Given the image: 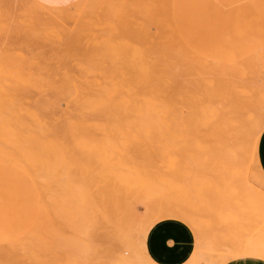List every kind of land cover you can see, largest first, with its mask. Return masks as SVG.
<instances>
[{"label": "rangeland", "instance_id": "obj_1", "mask_svg": "<svg viewBox=\"0 0 264 264\" xmlns=\"http://www.w3.org/2000/svg\"><path fill=\"white\" fill-rule=\"evenodd\" d=\"M29 12L31 13L29 14ZM33 16L36 17L33 18ZM244 17L264 20V0H79L71 6L62 8L45 6L37 0H0V151H10L14 154L30 158H35L38 155L40 157L42 152L47 149L48 122L52 127L48 137L49 142L51 141L50 160L53 158L52 142H55L57 145L59 144V148L62 147L66 150L67 160L63 164V167L61 164L62 169L58 172L56 180L51 179L49 182L50 187L47 192H43L42 188L44 187L41 188V186L35 184L22 171L9 165L0 164V168H4L0 169L1 172L10 170L12 172L11 174H14L16 177L21 176L20 180L26 182L33 205V212L28 225L19 234H14L7 240L0 239V251H3L5 247L3 254L7 256H4V259H0V263L14 264L13 262H15V264H21L24 262L26 264L29 261L28 252H23V249V251H20L21 246L17 242L18 240L15 241L17 244L15 242L14 244L19 245V253H15L17 250L13 249L17 246L14 247V244L12 245L11 243L10 245L12 247L8 249L6 242L9 241L10 243V240L22 236L28 230H33L34 227L36 228L41 222L45 221V216H43L42 211L43 206L47 209V260L49 264H112V254L110 252H113V260L119 254H122L120 256H130L128 254L131 252L129 253L128 251H132V243H137L136 247L137 245H143L140 248L138 247L139 252L142 254L145 251L144 254L149 256L146 251V245H144L145 240H143L146 239L148 231L157 222L173 219L175 215L177 216L174 220L182 223L185 221L183 224L190 229L194 236L192 252L196 249L200 251V248H203L200 251V256L197 255L198 257L203 258L204 256L205 258H212L213 256V258H216L221 254L228 256L230 254H240L245 249L250 251L251 248H254V245H257V252L264 256V205L260 203L261 206L258 207L257 204L259 203L257 202V194L260 193L264 196V182L261 178L259 180L258 177H254V175H257L255 168L253 170L251 169L253 167L250 166L251 168L249 167L247 169L248 164H246V160V163L243 165L244 168L238 171V176H235L237 170L234 171V169L237 167L227 163L225 164L218 159V149L216 148H218L217 143L220 138L218 139L219 133L215 127H212L211 134L210 132L208 134L209 140L207 142H209V146L206 144L210 152L207 156L208 162H210L209 167L208 163L206 164L207 158L206 160H201L202 163L204 162L206 164L205 166L203 163L206 169L202 170L198 169L200 168L198 165H201V162L197 159L201 152L196 149V144H193L195 142V135L193 129L188 127V122L186 126L187 123L185 120L187 118L183 121H177L178 125H176V122V124H171V121H169L170 124L166 122L167 125L162 121H157L156 124H161H159V131L157 129L156 132L155 128L153 130L155 132L152 131V133V127H148L149 132L148 130L146 131L147 128L143 129V127L145 128L151 123L153 125L155 121L127 120L126 118L100 119L97 114L94 116L95 114H91V112H83L76 108L80 102L82 103V101L84 102L87 99L96 98L100 93L99 91L104 88L110 86L120 87L125 83L130 84L131 82H134V86L137 84L140 86L141 73L149 70L151 72L156 69H167L166 58L171 56L169 62L172 63L169 68L171 73L174 74V80L176 81L177 79V91L174 100L176 106H178V111L185 118L188 110L187 105L191 102L192 94L191 86L189 85L194 80V75L201 71L202 59L210 55L212 50L211 42H214L220 30L229 25L231 21ZM2 70L3 72H1ZM133 77H136V79ZM162 77V80L165 81V76L163 75ZM256 77L255 79L258 81L259 77ZM132 80H136L137 84ZM111 82L114 84L112 85ZM260 83L259 80L258 84ZM67 87L70 88L68 89ZM73 89L77 95L74 94ZM59 91L66 92L62 96L63 98L65 95V99L63 98L61 100ZM93 91L96 96L93 95ZM181 91L182 93L180 94ZM78 94L80 98H77ZM75 95L76 97H74ZM55 97L60 99H55ZM58 103L59 105H57ZM48 106L51 108H48ZM66 111L67 114H65ZM179 123L184 127L179 125ZM130 124H132V129L130 128ZM100 125L102 128H99ZM105 125L106 127H103ZM128 125L129 128L127 129ZM172 125L174 127H171ZM72 126L84 127L74 128ZM120 126L123 129H120ZM175 126L180 128L177 129ZM164 127L167 128L165 129ZM168 128L170 130L167 131ZM126 130L128 132L130 131L129 134ZM143 130H145L144 133ZM131 132L134 133L132 134ZM126 135L128 136L126 137ZM134 135L140 137L136 136L134 139L132 138ZM191 135L193 139L190 137ZM77 139L79 141H76ZM199 139L201 142L205 140L204 138L201 139L200 136L199 138L197 137V140ZM124 140L125 142L128 140L126 145ZM81 141L83 142L81 143ZM102 141L101 146L106 151V154H104L106 157L105 161H110L107 164L108 169L105 168V171L104 167L106 165L102 169L101 166L94 163L91 164V161L89 167H80L77 162H82L84 158V162L89 163L91 157H94V152L89 147L97 143V145H100ZM106 141H109L108 144ZM85 143L88 147H85V149L81 148V144L85 145ZM115 147L117 150L121 148L119 149L120 151L124 148V153L119 150V153H117V150H113ZM120 153L123 157H121ZM61 154L62 152L60 150L59 157ZM109 154L111 155L109 156ZM104 156L102 159H105ZM119 157L122 161L126 162L122 163L120 161L122 165L118 164L117 159ZM79 158L80 160L78 161ZM60 161L61 157L58 163ZM196 161L200 164H196ZM116 163L118 165H113ZM126 165L134 169L135 174L131 173V177L135 179L139 177L135 171V167L137 168L139 165L149 167L151 173L153 171L154 174L147 177L148 184L146 183L144 188L136 180L133 182V187H140L135 192L138 194L136 199L140 203L138 201L135 202L136 199H133L136 195L131 193V191L128 192V189L127 191L125 189L126 193L129 194L127 195L128 202H126L129 206V211L124 214L126 217H124L125 224H128V220L131 221L133 218L134 220L136 218L138 219L140 215L141 223L144 221L149 223L147 228L145 227L143 230V232L145 231L144 234L141 232L142 230L139 231L140 229L138 227L141 225L142 229V226H146V222L144 223L145 225L140 224L139 226L137 225L140 223V221L138 223L139 219L130 222L131 224L135 223L134 225H137L136 228L139 229L137 231L141 233V236L143 234L142 238L138 232L133 231L135 229L133 227L134 225L126 224L125 232H123L124 229L121 232L116 227L115 222L117 220L115 216L117 217V212L112 215L113 222H109L110 226L109 223L102 221L108 225L106 224L107 227L105 224L102 226V223L101 226L103 229H101V226L99 227L102 219L101 212H99L101 211V207L99 205L102 204V201L99 199L98 192L96 191L102 190V183L98 182L97 179L100 177V181H106L107 186H111V182L114 179H124V176H128L131 169L128 171L129 168ZM131 165L135 166L132 168ZM245 165L247 166L245 167ZM123 166L127 168V170L124 169V171L126 170L124 173L120 171L123 170ZM197 166L198 168H196ZM231 167H235L233 171L236 173L232 171ZM51 168L53 167L51 166ZM111 168H114L112 170L118 172L119 175L121 174V177H118V173L116 174L115 171V174L112 173L109 170ZM194 170L195 172L198 171V173L201 170L204 176L208 172L211 173V176H208L212 178L209 177V179L204 176L202 179L200 176L202 174L200 173V175H197H199L198 178L200 177V180H204L205 178L211 181L213 183L212 186L210 182H208L210 184L208 186L205 180V184L202 182L201 186L197 183L200 180H192L196 175ZM126 172L127 174H125ZM67 173L71 175L72 180H79V185L81 186L79 190L74 189L73 193L71 190V201L68 205L63 201V194L66 193V180L64 176ZM192 174H194V177ZM250 174L253 175L251 177H254V180L252 178L249 179ZM241 180L242 182H239ZM244 180H246L247 184ZM190 181L191 183L195 181L194 187ZM223 181L227 183L224 184L225 187L219 183ZM256 182L259 184H255ZM245 184L247 185V189L243 190ZM216 185L218 187L220 186V188L221 186L226 188L231 195L236 191V198L235 195H230V197L227 194L228 191H225L226 189L224 190L227 192H224L225 196L223 194L221 195L220 193L223 190L218 189ZM121 188V186L120 188L119 186L118 188L116 187V189ZM233 188L235 191H233ZM207 189L211 191L208 190L209 193L208 191L205 193ZM132 190L134 189L132 188ZM251 192L255 200L253 198L252 200L250 199L249 194ZM120 193L123 197L124 189ZM238 193L240 197H238ZM247 198L250 199V202L247 201ZM133 202L136 204L133 205ZM171 202L175 204L174 211L176 208L177 210L187 208V204L188 208L194 206V209L192 208V212L189 213L187 208L189 213L187 215L189 216H187V219L183 218V216L182 219L178 215H185L187 212L176 214L173 212L174 214H170L174 206H172ZM159 204L165 206V209L170 208L169 213L164 214L163 210L165 209H162ZM166 204L171 206H166ZM156 205L159 206L157 207ZM93 206H97V209H94ZM153 207L155 209L158 208L159 213V210L162 209L160 218L156 217L159 214L155 215L156 213L154 211H149L150 213L147 211L149 216L154 213L155 218L153 217L151 219L152 221L156 219L154 220L155 223L154 221L151 223L149 218L142 217L147 208L148 210H154ZM22 208L23 204L21 202H13L12 209L14 211L17 212ZM136 209L139 216L137 215L135 217L133 214ZM114 210L115 208L113 209V213ZM260 210H263V214ZM130 211L132 214L128 215L131 213ZM197 212L199 214L201 213V215L199 216ZM147 214L145 213V215ZM166 215L172 217H165ZM194 215L200 219V222L195 219ZM129 216L130 218H128ZM190 216L194 217L199 225L203 224L205 227L203 225L202 228L199 226V230H197L198 228H194L189 222L191 221L189 219L191 218ZM97 225L100 229L97 228ZM111 227L115 230L114 234H119L117 235L118 239L121 238L122 243L125 242L126 247L131 242L128 250L125 248L128 254L124 248H121L123 247L122 244L121 247L116 246L119 244L117 243L118 239L115 238L117 236L111 235L112 231H109L112 229ZM129 227H133V230H128ZM104 232L107 235L103 234ZM109 235L111 236L107 238ZM138 236H140L139 239H142V242H139V239L136 242ZM111 237H114L113 240ZM111 242H115V244H111ZM199 242L201 244L199 245L202 246L200 248H198ZM144 246L145 248H143ZM120 248L123 252H119ZM141 248L144 251H141ZM12 250L15 251L14 254L17 257H11L12 254H10L8 258V254ZM114 250L117 251V256ZM195 252L196 254L199 253L198 251ZM133 253L132 251L131 254L133 255ZM97 256L98 259H101V261L99 259L100 263L97 261Z\"/></svg>", "mask_w": 264, "mask_h": 264}, {"label": "bare ground", "instance_id": "obj_2", "mask_svg": "<svg viewBox=\"0 0 264 264\" xmlns=\"http://www.w3.org/2000/svg\"><path fill=\"white\" fill-rule=\"evenodd\" d=\"M1 7H3V6H1ZM30 13L31 12H29V14ZM27 14H28V12H27ZM34 17H36V16H33V18ZM34 21H35V19H34ZM38 23H39V21H38ZM215 33H216V31H215ZM215 33H214V35H215ZM211 43H212L211 44L212 45L211 46L212 50H211L210 55H207V57L202 59L203 63L201 65V71L197 72L194 75V77H193L194 80L192 81L191 85H189V86H191L192 94H191V102L188 103V105L186 104L188 110H187V113L185 114V118L178 111V106H176V103H175V100H174V98H175L174 96H175L176 91H177V88H176L177 79H176V81L174 80V74L171 73L170 68H169V66L172 63V62H169V59L171 58V56L166 58V61H167L166 67H167V69L166 68H163L162 70L161 69H158V70L156 69V70H153L151 72L149 70L147 72L141 73V75H140L141 76V84H139L140 86H138L136 80H132V81H135L136 84H137L136 86H138V87L133 85L134 82L133 83L131 82L132 84L131 83L130 84L129 83H127V84L125 83V84H123L120 87L110 86L109 85L110 87L104 88L101 91H99L100 93L97 96L94 95V91H93V95L96 96V98L87 99L84 102L82 101V103L80 102L81 106H79L80 104H78V103H77L78 106H76V105L75 106H76V108L78 110L80 109L83 112H91V114L92 113L95 114L94 116H96V114H97L99 116L98 118H100V119L126 118L127 120L128 119H132V120L134 119V120H144V121H152V122L155 121V123H153V125H151L152 124L151 123L150 125L148 124V126H146L145 128L143 127V129L147 128L146 131L148 130V127H150V128L152 127L151 132L155 128H156V132H157V129L161 125L159 122L158 123L160 125L156 124L157 121H160V122L162 121L165 124H166V122H168L170 124L169 121H171V124H174L175 122L177 123V121L178 122L179 121H183L184 119L187 118V120H185V121H186V123L187 122L189 123L188 127L193 129L194 132L193 131L192 132L195 135V142L193 144H196V146H195V147H197L196 149L199 152H201V154H199L200 157L199 156H198L199 158L197 157V159L200 160L201 165H198L200 168H198V166L196 168L202 169V170L206 169V167L204 168V165L206 166L207 163H208V167H209V163L210 162H208L207 156H208V153H210V152H209V147H208L209 146V142H207V140H209L208 134L211 131V128L215 127L216 130L219 133L218 134L219 135L218 139L220 138L219 142L217 143L218 148H216V149H218V159H220L221 162H223L225 164L227 163V164H229L231 166L234 165L235 167H237V168H235V167L232 168L231 167L232 171H233L234 168H235L234 171L237 170V173L233 171L234 173H236L235 176L238 174V171H241V169L244 168L243 165L247 162L246 163V164H248L247 169L250 166L253 167V168L250 167L253 170L255 168V171H256L257 175H254V177L255 176L258 177L259 180L261 178L262 181L264 182V174L262 173V171H261V169L259 167V164H258V160H257L258 139H259V136H260V134H261V132H262V130L264 128V72H263L264 20H256V19H252V18H249V17L248 18L244 17L242 19H235V20L231 21L229 25H227L224 28H222L220 30V33H219L218 37L214 40V42H211ZM1 72H3V70ZM163 75L166 78L165 81L162 80L163 79V77H162ZM256 75H258L257 77H259V80L261 82L260 84H258L259 80L257 81L255 79ZM131 78H132V76H131ZM133 78L136 79V77H133ZM129 79H130V77H129ZM111 84H112V82H111ZM71 87H73V86H71ZM83 88H84V86H83ZM86 88L88 89L87 86H86ZM100 88H101V86H100ZM178 90H179V88H178ZM72 91H69V92L73 93ZM182 91H183V89H182ZM182 91L180 92V94L182 93ZM95 92H97V91H95ZM58 93L61 96V100H63V98L64 99L66 98L65 95L62 98L63 94L66 93V92L59 91ZM74 94H76L75 90H74ZM70 95L72 96V94H70ZM76 95L74 97H76ZM184 96H186V95H184ZM78 97H79V94H78L77 98ZM55 99H58V98L55 97ZM76 100H78V99H76ZM65 102H66V100H65ZM75 102H78V101H75ZM186 102H187V100H186ZM57 105H59V103ZM66 107H69V106H66ZM78 107H80V108H78ZM48 108H51V107L48 106ZM57 109H59V108H57ZM49 112H50V110H49ZM65 114H67V111H66ZM74 115H75V113H74ZM86 115H88V114H86ZM86 115H84V116H86ZM183 115H184V112H183ZM186 115H187V117H186ZM79 117H80V115H79ZM75 118H76V116H75ZM114 121H116V120H114ZM106 122H105V124L107 125L108 122L107 123ZM186 123L184 122V124H186ZM188 123L186 124V126L188 125ZM106 125L103 126V127H106ZM121 125H122V123H121ZM136 125L138 126V124H136ZM162 125H163V123H162ZM176 125H178V123ZM179 125H181V124L179 123ZM112 126H113V124H112ZM131 126H132V124H130V128H131ZM137 126H136V130H137ZM181 126H183V125H181ZM72 127L76 128V127H84V126H72ZM167 127H164V128L166 129ZM171 127H174V126L172 125ZM175 127L177 128V126H175ZM51 128L52 127L47 122V149L42 152L40 157H39V155L37 157H35L37 159L30 158V157H25V156H20V155L14 154L13 152H10V151H0V164L9 165V166L15 167L16 169L22 171L31 180H33V182L35 184H37L38 186H41V188L44 187V188H42L43 192H47V190L50 187L49 182L51 181V179L52 180H54V179L56 180L58 172L62 169L63 164L67 161L66 160V154H65L66 150H64L62 147L59 148L58 147L59 144L57 145L55 142H52L53 143V146H52V156H53V158L50 160V152H51L50 151V149H51L50 148V142L51 141L49 142V138L48 137H49L50 131L52 130ZM99 128H102L101 125H100ZM121 128L122 127L120 126V129ZM128 128H129V125H128L127 129ZM178 128H180V127H178ZM160 129H162V128H160ZM90 130H91V128H90ZM140 130L142 131L141 127H140ZM168 130H170V129L168 128L167 131ZM186 130H188V129L186 128ZM53 131H55V130H53ZM121 131H123V130H121ZM121 131H119V132H121ZM126 131H125V133H126ZM158 131H159V129H158ZM101 132H103V131L101 130ZM105 132H107V131H105ZM109 132L112 133L111 131H109ZM129 132L127 131L128 134H129ZM144 132H145V130H143V133ZM148 132H149V130H148ZM153 132H155V131H153ZM131 133L133 134L134 132H131ZM210 134H211V132H210ZM127 136L128 135H126V137ZM136 136H138V135H134L133 137L132 136L131 137L135 139ZM199 136L201 137V139L204 138L206 141L202 140L203 142H201L200 139L197 140V137L199 138ZM138 137H140V136H138ZM190 137L192 138V135ZM205 137L208 138V139H206ZM79 139H81V138H79ZM76 141H79V140L77 139ZM76 141H75V143H76ZM82 142L83 141H81V143ZM108 142L106 141L107 144H108ZM111 142L113 143V141H111ZM124 142H125V140H124ZM126 142H128V140H126ZM126 142H125V145L127 144ZM102 143H103V141L100 143V145H97L98 144L97 143V144H94L93 146L89 147L90 150L94 152V157H91V160H89V163L84 162V158L82 159V162H81V161H79L80 160V158H79L78 159L79 162H77V164H79L80 167L81 166L89 167L92 163H94V164H96L98 166H101L102 169L106 165V167H104V169L105 168L108 169L107 168L108 167L107 164L110 161H108V162L105 161L106 157L104 156V154H106L105 153L106 151H104L105 148L101 146ZM116 145H117V143H116ZM217 145H216V147H217ZM63 147H64V145H63ZM79 147H80V145H79ZM85 147H88V146H86V143H85V145L81 144V148L85 149ZM119 149H121V148H118V150ZM123 149L121 150L122 152L124 151ZM60 150L62 152V154L60 156L61 157V161H60V163H58L59 158H60L59 157ZM113 150L114 151L117 150L116 147ZM119 151L117 153H119ZM110 155L111 154H109V156ZM120 155H121V153H120ZM103 156L105 157V159H102ZM121 157H123V156L121 155ZM195 157H193V158H195ZM206 158H207V160H206ZM209 158H210V155H209ZM118 159H117V161L119 162V163L117 162L118 164H121L120 161L122 163L126 162V161H122L121 158H120V160H118ZM204 159L206 160V164L203 162L204 163V165H203L202 161ZM107 160H108V158H107ZM245 160H246V162H245ZM90 161H91V164H90ZM197 161H196V164L199 163ZM117 163L113 164V165H118ZM61 164H62V167H61ZM127 165H126V167H128ZM51 166L53 168H51ZM131 166L133 168L135 165L134 166L131 165ZM201 166H203V168H201ZM246 166L247 165H245V167ZM109 167H111V166L109 165ZM126 167L123 166V170H120V171L121 172L123 171V173H124L127 170ZM114 168L116 169L115 166H114ZM114 168H111L109 170L112 171V173H114L115 170L114 171L112 170ZM106 169H105V171H106ZM118 169H120V168L118 167ZM124 169H126V170L124 171ZM130 169L131 168H129L128 171ZM135 169H136L135 171L138 173V175H137V176H139L138 178L136 177V179H135V178L131 177L132 176L131 173L135 174V172L133 171L134 169H131L132 172H130L131 171L130 170L128 176L127 177L124 176V179L117 178V177H116L117 179H114V180L112 179L113 182H111V186H107L108 184L106 183V181H100V177L97 179L98 182L102 183L101 184L102 185V190L101 191H99V190L96 191V192H98L97 195H98L99 199L102 201V204L99 205L101 207V211L98 210L99 212H101L100 214L102 216L101 224H99V227L102 225V223H103L102 226H104L105 222H107V223L111 222L112 221V215L115 214V212H117V217L115 216V219L117 221L115 219H113V220L116 221L115 222L116 223V227L120 231L121 230L123 231V229H124L123 232H125V229L127 227L126 226L127 223L125 224V221H124L125 220L124 219L125 216H124V214H125V212L129 211L128 210L129 206L126 203V202H128L127 201V199H128L127 195H129V194H127L126 191H127V189H128V192L131 191V193L136 195L133 199H136L138 197V194L135 193V192L140 187L139 186L137 188L133 187L132 186L133 182L136 180V182L139 183L141 185V187L144 188L146 183H147V181H148L147 177L149 175L153 174V171L151 173L150 168L147 167V166H144V165H142V166L139 165L137 168L135 167ZM194 172H195V170H194ZM227 172H229V171H227ZM117 173L118 172H116V174ZM199 173L202 174L201 170H200ZM199 173H198V171L195 172V174H196L195 177L197 176L196 178L193 176L194 174H192V176L194 177V178H192V180L193 179H195V181H197V179L200 180V177L198 178V176L200 175ZM203 173H205V172H203ZM234 173H233V176H234ZM242 173H244V172H242ZM109 174H111V173H109ZM125 174H127V172ZM197 174H199V175H197ZM252 174H250V178L249 177L248 178L249 179L252 178L254 180V177H251V176H253ZM65 175L66 176H64V178L66 180V193L63 194V199H64L63 201L65 202L66 205H68V203L71 201V195H72L71 194V190H72V193H73L74 189L75 190H79V189H81V186L79 185V180H76V181L72 180V177H71V175L69 173H67ZM190 175H191V172H190ZM208 175L211 176V173L208 172L206 174V176H204L203 174L200 175V176H201V178L204 176L205 178L209 179L210 176H208ZM239 175H240V172H239ZM119 176L121 177V174L119 175V173H118V177ZM182 177H183V174H182ZM112 178H115V177H112ZM160 178H162V177H160ZM188 178H190V177H188ZM205 178H204L205 182H207V184H208V182H210L211 186H212L213 183L211 181H208ZM210 178H212V177H210ZM103 179H104V177H103ZM202 179L200 180L201 184H200V181H197V183L200 186L202 185V182H204V180H202ZM195 181L192 182L193 184L190 181V183L193 185V187L195 185ZM244 181L246 183V180H244ZM205 182H204V184H205ZM213 182H215V181H213ZM239 182H242V180L239 181ZM219 183L222 186H224V184H227L225 181L219 182ZM257 183L258 182H256L255 184H257ZM215 184H217V183L215 182ZM246 184H245V187H244L243 190L247 189L246 188L247 187ZM115 186L117 188H118V186H119V188L121 186L122 188L121 189H116ZM208 186H210V184H208ZM216 186H217L218 189L223 190L220 194L221 195L223 194L225 196V193H227L225 191H228L226 188H224L225 186L224 187L221 186V188H223V189H221L220 186L218 187V185H216ZM106 187H108V188L106 189ZM132 188L134 190H132ZM147 188H148V186H147ZM213 188L216 189L215 187H213ZM123 189H124V194L125 195L123 194V197H122L120 192H122ZM125 189H126V191H125ZM210 189H212V188H210ZM210 189H207L205 191V193L208 190H210ZM119 190H121V191L119 192ZM233 191H235V189ZM237 191L239 192V190H237ZM208 193H209V191H208ZM216 193H218V192L216 191ZM227 194H229V196L231 195V193H229V191H228ZM233 195H235V198H236V196H237L236 191H235V193H232L231 196H233ZM239 195L240 194L238 193V197H240ZM249 195H250V199L252 200L254 195L252 194V192ZM262 195L263 194H260V193L257 194V196L259 197V198L257 197V199H258L257 202H259V203H257L258 207L261 206L260 203H262L264 205V196H262ZM128 197H130V196H128ZM184 197H186V196H184ZM242 197H244V195H242ZM129 199L131 200V198H129ZM250 199L247 198V201L250 202ZM253 199L255 200V198H253ZM94 201H96V200H94ZM137 201L138 200L136 199L135 202H137ZM192 201H194V200H192ZM244 201H246V200H244ZM97 202H95V203H97ZM183 202H184V199H183ZM173 203L174 202H171L172 206L173 205L174 206H173V209L171 208L172 209L171 210L172 213H170V214H174L173 212H175V214L176 213L187 212L185 215H182V214L178 215V216H181V218L184 216L183 218L187 219V216H189L187 214L192 212L191 211L192 208L194 209V206L191 207V208H188V204H187V208H188L189 213L187 211V208H183L184 206L182 207L183 210H181V209L177 210V208H176V210L174 211L175 204H173ZM135 204L136 203L133 202V205H135ZM169 204H166V206H168ZM251 204H253V203H251ZM129 205H131V204H129ZM159 205L162 207V209H165V206H162L161 204H159ZM159 205H156V206L158 207ZM169 206H171V205H169ZM253 206H254V204H253ZM93 207H94V209H97V206H93ZM114 208H115V210H114V213H113V209ZM153 208H154V210H150V209L148 210V208H147V210L144 211V212L147 214V211H148V213H150L151 211L152 212L154 211L156 213L155 215L159 214L156 217L160 218L162 209L159 210L160 211V213H159L158 210H157L158 208H156V209H155V207H153ZM169 209L170 208L163 210V213L164 214H168L169 213L168 211H170ZM184 209H186V210H184ZM42 211H43V214H44L43 216H45V221L41 222L40 225L36 226V228L34 227L33 230H31V231L28 230L22 236L14 239V240H10V243H9V241L6 242L7 245H8L7 248L10 249V247H12L10 244L12 243V245H13L14 242L18 240L17 242L21 246L20 251L24 250L23 252H25V251L28 252V258H29V261L27 262L28 264H49L48 260H47V244H48V242H47V234H48V229H47V209L43 206V210ZM132 211H133V209H132ZM176 211H178V212H176ZM199 211H200V209H199ZM262 211L260 210L261 213H262ZM193 212L196 213L195 211H193ZM137 213L138 212H137V209H136V211L134 212L133 215L136 217L139 214V213L138 214ZM145 213H144V215L142 217H145L147 219L149 218V221L151 220V223L154 220H156V219H154L152 221L153 217L155 216L154 213L152 214L153 216L152 215L149 216L147 214L148 217H147V215H145ZM194 213H192V214H194ZM131 214H132V212L130 214H128V215H131ZM197 214H199V212H197ZM195 215H194L195 219L200 222V219L197 216H195ZM200 215H201V213L199 214V216ZM254 215H256V214H254ZM167 216L168 215H166L165 217H167ZM176 216L177 215H175V217ZM139 217H138L139 220L136 218L138 220V223H139V221L141 219ZM168 217H172V216H168ZM175 217L173 219H175ZM194 217H191L192 219L189 218L191 220V221H189L190 224H192V226L194 228H198L199 226H201V228H202L204 225L203 224H202L203 226L199 225L197 223V221H195ZM128 218H130V216ZM133 220H134V218H133ZM133 220H131V221H133ZM102 221H105V222H102ZM131 221L128 220V224L129 225H134L135 223L131 224L130 223ZM141 221H140L139 224H137V223L136 224L138 226L140 224H142V225L146 224V226H142V229H141V225H140V227H138L140 230L136 228L137 225H134L133 227H135L136 230L135 229L133 230V227H131V228L129 227L128 230L131 229V231L132 230L136 231L141 236V233H139V231L142 230L141 232H143L145 227L147 228V226L149 225V223H147L146 221H144L143 223H141ZM154 223H155V221H154ZM183 223H185V221H183ZM106 224H105V226L107 227L108 224L107 225ZM102 226H101V229H103ZM109 226H110V223H109ZM109 226H108V228H110ZM99 227L97 225V228H99ZM199 228L197 230H199ZM118 229H116V230H118ZM113 230H114L113 228L109 230V231L113 232V233L111 232V235H113V236L119 235L117 233L114 234L115 230L114 231ZM137 230H139V231H137ZM109 231H107V232H109ZM127 232H129V231H127ZM118 233H120V232H118ZM103 234H105V232ZM105 235H107V234H105ZM111 235L107 236V238L110 237ZM133 236H132V238H134ZM140 236L137 237V241L136 242H138V239L140 238ZM142 237H143V234H142L141 238ZM113 238L111 237L112 240H113ZM115 238L118 239V236L115 237ZM129 238H127V239H129ZM119 239H121V238H119ZM119 239H118V241H119ZM143 240H146V239H143ZM118 241H117V243H119V244L116 243L117 244L116 246L117 247L118 246L121 247L123 245V247H121V248H124L125 252L127 253L128 247H130V243L131 242L129 243L127 241L129 243V245H128V247H126L125 242H123L124 244L122 243V239L120 240L121 242L120 241L118 242ZM17 242H15V243L17 244ZM139 242H142V239H139ZM200 242H201V239H200ZM200 242L198 243V248L202 247V246H200L202 244V242H201V244H200ZM3 243L6 244L5 242H3ZM16 244H14V247H16V246L17 247L13 248V249H16L17 251L15 252L14 250H12L11 253L8 252L9 253L8 254V258L10 257V254H12L11 257H17V256H15L16 254H14V252L15 253H19L20 252L18 250L19 245H16ZM111 244H115V242H113V243L111 242ZM136 244L137 243H132L131 244V248H132V251L134 253L132 255L131 254L132 251L131 250L128 251L129 253L131 252L130 254L127 253L130 256H120L122 254H119V256L117 258L115 257L114 260H113V252L112 253L110 252V254H112V261H113L111 263L112 264H158L150 256H146L147 254L146 255L144 254L145 251L142 250V248L140 250L144 251V252H142V254H141V252H139L138 249L141 246H143V245H139V246L137 245V247H136ZM7 245H4V246H7ZM124 245H125V247H124ZM121 248L119 249V252L120 251L123 252V250H121ZM125 248H127V250ZM143 248H145V246ZM111 249L113 250V248H111ZM200 249L202 250L203 248H200ZM4 250H5V247H4ZM4 250L0 251L1 252L0 253V259H4L5 258L4 256H6L5 254H3L5 252ZM195 251H198L199 253L196 254ZM195 251H194L195 253L193 252V254L190 257V259L184 264H225L226 262H229L230 260L237 259V258H243V257L257 258V259H261V260L264 261V256H262L260 253L257 252V245H254V248H251L250 251H247L245 249V250H243V253H240V254H230L229 253L230 256L221 254L220 256L216 255L217 256L216 258H213V256H212V258L211 257L205 258L204 256H203V258L202 257H198V256H200L201 252L199 250H197V249ZM116 252L117 251L114 250V253H116ZM6 254H7V252H6ZM13 254H14V256H13ZM107 255H109V254H107ZM115 255L117 256L118 253H116ZM201 256H202V254H201ZM99 259H98V256H97V261H99ZM100 261H101V259H100ZM100 261H99V263H100ZM13 263L15 264V262H13ZM22 263L24 264V262H22ZM0 264H2V262Z\"/></svg>", "mask_w": 264, "mask_h": 264}, {"label": "crops", "instance_id": "obj_3", "mask_svg": "<svg viewBox=\"0 0 264 264\" xmlns=\"http://www.w3.org/2000/svg\"><path fill=\"white\" fill-rule=\"evenodd\" d=\"M39 3L55 8L68 7L79 0H37ZM264 72V58H263ZM257 157L264 173V128L258 139ZM4 169V168H0ZM0 170V239H9L19 234L29 223L33 212L29 190L21 176ZM13 202L22 203L19 211L12 209ZM15 235V236H16ZM146 251L158 264H184L193 254L194 236L190 229L180 221L166 219L157 222L147 233ZM225 264H264L257 258L243 257Z\"/></svg>", "mask_w": 264, "mask_h": 264}]
</instances>
